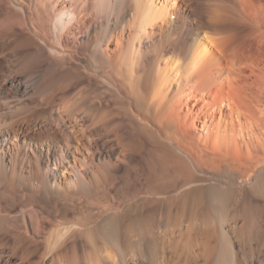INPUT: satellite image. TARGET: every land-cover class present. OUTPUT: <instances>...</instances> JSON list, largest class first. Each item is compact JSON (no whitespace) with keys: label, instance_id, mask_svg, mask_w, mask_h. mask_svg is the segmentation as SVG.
I'll use <instances>...</instances> for the list:
<instances>
[{"label":"bare ground","instance_id":"bare-ground-1","mask_svg":"<svg viewBox=\"0 0 264 264\" xmlns=\"http://www.w3.org/2000/svg\"><path fill=\"white\" fill-rule=\"evenodd\" d=\"M0 264H264V0H0Z\"/></svg>","mask_w":264,"mask_h":264},{"label":"rangeland","instance_id":"rangeland-1","mask_svg":"<svg viewBox=\"0 0 264 264\" xmlns=\"http://www.w3.org/2000/svg\"><path fill=\"white\" fill-rule=\"evenodd\" d=\"M171 16H173V19L172 20H174L175 19V16L172 14ZM171 18V17H170ZM193 37H196V36H193Z\"/></svg>","mask_w":264,"mask_h":264}]
</instances>
